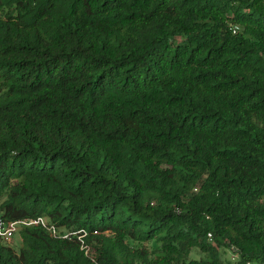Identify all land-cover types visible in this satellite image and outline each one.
I'll return each instance as SVG.
<instances>
[{
    "label": "trees",
    "instance_id": "trees-1",
    "mask_svg": "<svg viewBox=\"0 0 264 264\" xmlns=\"http://www.w3.org/2000/svg\"><path fill=\"white\" fill-rule=\"evenodd\" d=\"M0 217L70 234L0 264H264V0H0Z\"/></svg>",
    "mask_w": 264,
    "mask_h": 264
},
{
    "label": "built area",
    "instance_id": "built-area-1",
    "mask_svg": "<svg viewBox=\"0 0 264 264\" xmlns=\"http://www.w3.org/2000/svg\"><path fill=\"white\" fill-rule=\"evenodd\" d=\"M236 31V29L234 30V32ZM37 224H41L44 227H48L50 231H52V233L54 235H60L63 236L64 238H68L70 237V234H60V232L57 230V228L53 225H48L46 220L44 218H37L34 220H29V219H25V220H21V221H7L5 219H3L2 217H0V239H3L5 241H10L12 239H14L16 233L18 232L19 228L21 225H25V226H30V225H37ZM79 232H84L82 236L86 235V231H79ZM77 232L73 233L76 234ZM82 236H79V238H82ZM211 234H209V237L211 238ZM84 248H86V246H83Z\"/></svg>",
    "mask_w": 264,
    "mask_h": 264
},
{
    "label": "rangeland",
    "instance_id": "rangeland-1",
    "mask_svg": "<svg viewBox=\"0 0 264 264\" xmlns=\"http://www.w3.org/2000/svg\"><path fill=\"white\" fill-rule=\"evenodd\" d=\"M11 245H13V246H16L18 249L20 248V246H21V241H20V236H19V234H16V236H15V238L14 239H12V240H10V241H8ZM200 255V252L198 251V250H195L194 252H193V254H192V257H198ZM226 257H231V253L230 252H226V255H225Z\"/></svg>",
    "mask_w": 264,
    "mask_h": 264
},
{
    "label": "clouds",
    "instance_id": "clouds-1",
    "mask_svg": "<svg viewBox=\"0 0 264 264\" xmlns=\"http://www.w3.org/2000/svg\"><path fill=\"white\" fill-rule=\"evenodd\" d=\"M21 226H23V225H21ZM21 226H20V227H21ZM30 226H31V225H30ZM19 229H20V228H19ZM18 232H19V230H18ZM18 232H17L16 234H18ZM15 236H16V235H15ZM14 238H15V237H14Z\"/></svg>",
    "mask_w": 264,
    "mask_h": 264
}]
</instances>
